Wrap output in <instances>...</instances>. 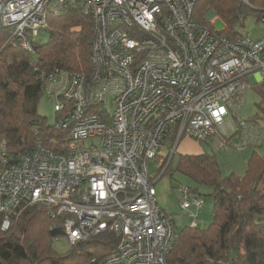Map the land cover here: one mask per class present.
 Masks as SVG:
<instances>
[{
  "label": "built area",
  "instance_id": "built-area-1",
  "mask_svg": "<svg viewBox=\"0 0 264 264\" xmlns=\"http://www.w3.org/2000/svg\"><path fill=\"white\" fill-rule=\"evenodd\" d=\"M71 1L92 17L91 75L44 76L55 129L68 130L67 142L53 150L39 139L19 153L0 146V211L22 200L42 204L61 219L69 244L114 233L115 249L97 264H167L175 223L156 202L146 162L168 153L169 161L184 136L239 149L264 141L258 123L235 116L249 76L264 87V33L229 38L211 27L215 15L208 24L193 18L197 0H0V25L11 43L33 52L47 15ZM172 129L175 141L162 156ZM178 191L181 209L195 217L200 195Z\"/></svg>",
  "mask_w": 264,
  "mask_h": 264
},
{
  "label": "trees",
  "instance_id": "trees-1",
  "mask_svg": "<svg viewBox=\"0 0 264 264\" xmlns=\"http://www.w3.org/2000/svg\"><path fill=\"white\" fill-rule=\"evenodd\" d=\"M209 11L225 23L221 32L233 38L241 34L235 27L245 17L261 21L264 0H197L192 16L208 24ZM43 30L47 40L38 43L35 38L33 52H28L11 43L8 28L0 25V146L10 152L25 151L39 139L53 150L66 144L68 130L55 129L57 117L50 125L37 112L38 101L46 95L43 78L55 69L85 77L92 72V17L77 1L69 2L60 15L48 14ZM254 88L259 115L246 120L258 123L264 132V87ZM50 137L58 144H49ZM175 138V129L169 130L162 145L171 149ZM263 145L264 141L250 146L242 175L223 176L215 154L205 149L200 154H178L175 169L194 183L189 188L198 195L201 187L211 188L213 219L207 227L191 222L175 230L167 264H264V154L256 150ZM174 154L168 161V153L157 166L160 176ZM154 159L159 161L160 155ZM5 216L8 226L3 229ZM60 220L48 207L24 200L7 215L0 211V264H97L115 249L118 237L106 231L56 253L52 241L61 235L53 229Z\"/></svg>",
  "mask_w": 264,
  "mask_h": 264
},
{
  "label": "rangeland",
  "instance_id": "rangeland-1",
  "mask_svg": "<svg viewBox=\"0 0 264 264\" xmlns=\"http://www.w3.org/2000/svg\"><path fill=\"white\" fill-rule=\"evenodd\" d=\"M213 15L214 14L209 11L206 15L207 20L209 21L211 17L213 18ZM211 27L217 31H223L225 29V23L216 16ZM235 30L238 33L249 35L250 37L257 39L264 33V24L257 21L256 17L251 15L245 17L244 21L235 27ZM47 38V32L45 30H41L36 37V41L38 43H43L47 40ZM255 80L256 78L254 76H249L250 86L246 90L244 99L236 112L235 116L237 119L246 120L258 114L255 103L259 100V96L254 88ZM54 104L55 98L47 95L42 96L37 104L38 114L44 117L47 124L50 125H53L57 121L56 117H58L54 109ZM226 120L233 121V117L228 115ZM231 136H234V134ZM235 141H237V139ZM88 143H90L89 140L85 142V144ZM196 147L200 148V150L203 148L206 151L215 154L223 176L228 175L231 172L242 175L246 168V160L253 150L251 147L239 149L231 144L222 143L214 138H208L200 144L194 138L184 136L178 142L171 164L163 175L160 176L157 171V166L163 159L162 157H160L159 161H156L155 159L147 160L146 165L148 176L150 180L154 182L156 202L158 203V206L164 210V212L174 217L175 230H179L182 226L189 225L191 222H195L200 228L207 227L213 219V198L208 194L211 191V188L209 187L204 186L200 188L199 195L203 201V205L198 210L191 208V211L196 213L195 217H192L189 211H185L180 207V195L178 188L181 186L194 187V183L185 175L176 171L175 165L177 156L180 153H187ZM256 150L260 154H264V145ZM167 151L168 148L165 146L160 149L162 156ZM57 235L61 236L52 241V247L56 253L63 254L68 250L70 244L65 237L62 236V233Z\"/></svg>",
  "mask_w": 264,
  "mask_h": 264
},
{
  "label": "crops",
  "instance_id": "crops-1",
  "mask_svg": "<svg viewBox=\"0 0 264 264\" xmlns=\"http://www.w3.org/2000/svg\"><path fill=\"white\" fill-rule=\"evenodd\" d=\"M177 145H178V144H177ZM176 147H177V146H176ZM175 152H176V150H175ZM202 152H203V148H202V150H200V148L196 147L195 149L190 150L189 152L184 153V154H200V153H202ZM180 154H183V153H180ZM173 220H174V223H175V219H174V217H173Z\"/></svg>",
  "mask_w": 264,
  "mask_h": 264
},
{
  "label": "water",
  "instance_id": "water-1",
  "mask_svg": "<svg viewBox=\"0 0 264 264\" xmlns=\"http://www.w3.org/2000/svg\"><path fill=\"white\" fill-rule=\"evenodd\" d=\"M53 232H54L55 234H61V233H62L60 227H56V228H54V229H53Z\"/></svg>",
  "mask_w": 264,
  "mask_h": 264
}]
</instances>
